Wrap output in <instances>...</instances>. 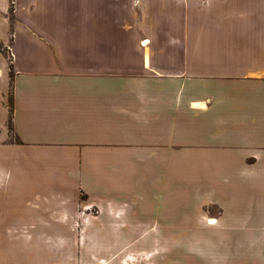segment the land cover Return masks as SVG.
I'll return each mask as SVG.
<instances>
[{"label": "crops", "instance_id": "obj_1", "mask_svg": "<svg viewBox=\"0 0 264 264\" xmlns=\"http://www.w3.org/2000/svg\"><path fill=\"white\" fill-rule=\"evenodd\" d=\"M13 15L12 69L0 50V264L44 263L37 237L65 235L83 192L102 209L135 205L132 169L164 172L165 156L174 214L196 201L183 169L206 175L226 227L264 219V0H14ZM124 213L107 212L111 229ZM255 251L231 249L230 262L261 264Z\"/></svg>", "mask_w": 264, "mask_h": 264}, {"label": "rangeland", "instance_id": "obj_2", "mask_svg": "<svg viewBox=\"0 0 264 264\" xmlns=\"http://www.w3.org/2000/svg\"><path fill=\"white\" fill-rule=\"evenodd\" d=\"M13 14L14 0L3 2L0 0V18L4 19L6 16L9 20L7 25L0 19L1 34L5 31L7 36V41L0 45V50L7 59L8 68L11 69L14 59ZM188 165H194L193 161ZM152 168V165H143L140 172L132 169L133 186L137 187L139 177L142 183L140 185L144 188L141 192L140 190L138 193L133 192L132 199L135 205H122L119 206L120 210L115 211L110 206H104L102 209L98 205L87 204L89 195L83 192L77 214L73 219L63 221L62 226L61 222L59 224V229L66 230L65 235L37 237V241L40 239L47 241V246L38 247L36 253L37 260L42 257L45 262L38 261L37 264H232L230 261L234 259L229 253L231 249L239 251V257L244 261L251 260L254 250H257L255 254L258 256V249H261L259 262L264 264L263 218L253 220L246 218L238 226L226 227L221 221L223 206L215 201V198L212 201L208 195L210 196L213 191L205 194V188L200 184L204 183L206 175L199 172L186 173L182 171L183 169L177 173L178 184L183 193V189L190 185L191 180V185L196 186L197 183V190L194 193L196 201L192 204V210L181 204L179 212L174 214L172 198L174 195L177 199L178 192L171 187L172 157H164V172L160 171V167L158 172L151 171ZM207 176L210 181L221 182L226 179V176L221 179V174H217V178L213 174ZM162 180L165 187L164 203L156 205L157 198L160 197L157 191ZM175 192L177 193L174 194ZM107 212H111L112 216L125 212V218L120 220V223L123 222L121 224L124 230L111 229L114 218H111V221ZM207 215L219 218V223L209 226L206 221ZM211 222L215 220L211 219ZM227 229L233 230L232 236L227 233ZM221 243L226 249L221 248Z\"/></svg>", "mask_w": 264, "mask_h": 264}]
</instances>
